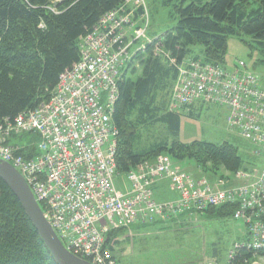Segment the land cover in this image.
<instances>
[{
  "label": "built area",
  "instance_id": "1",
  "mask_svg": "<svg viewBox=\"0 0 264 264\" xmlns=\"http://www.w3.org/2000/svg\"><path fill=\"white\" fill-rule=\"evenodd\" d=\"M146 26L143 0H127L103 15L81 38L78 62L59 75L49 99L12 122H0V161L22 175L63 247L89 264H118L108 241L111 232L230 205L235 206L231 219L245 228V236L233 244L226 264L239 251L252 256L264 252V165L254 183H246L244 175L241 185L223 190L175 171L163 155L117 173L116 79L130 62L132 47L145 38ZM174 86L169 111L187 113L206 104L225 108L229 129L264 152V81L243 62L220 67L185 60ZM25 137L28 144L10 143ZM119 176L127 183L122 191L114 183ZM158 180L170 183L175 202L154 199Z\"/></svg>",
  "mask_w": 264,
  "mask_h": 264
},
{
  "label": "trees",
  "instance_id": "2",
  "mask_svg": "<svg viewBox=\"0 0 264 264\" xmlns=\"http://www.w3.org/2000/svg\"><path fill=\"white\" fill-rule=\"evenodd\" d=\"M126 1L0 0V122H12L18 114L48 100L59 75L78 62L81 38L103 15ZM173 10L176 25L133 52L117 78L118 99L112 115L119 131L117 173L124 175L163 155L177 162L192 161L199 177H213L208 180L233 176L241 168L234 146L199 141L184 144L177 139L181 117L194 118L204 105H196L187 113L184 109L169 111L168 107L179 65L192 59L226 67L229 37L235 36L250 53L259 54L251 66L253 71L264 68V0H211L186 6L181 2ZM133 65L140 69L135 80L126 77L128 70L135 73ZM154 124L165 128V139L136 149L140 130L147 131ZM234 211L235 206L230 205L210 208L202 215L231 219ZM188 214L196 213L172 218ZM123 231L111 232L108 241L116 243L112 239ZM251 257L239 251L232 264ZM0 264H56L19 202L1 181Z\"/></svg>",
  "mask_w": 264,
  "mask_h": 264
},
{
  "label": "rangeland",
  "instance_id": "3",
  "mask_svg": "<svg viewBox=\"0 0 264 264\" xmlns=\"http://www.w3.org/2000/svg\"><path fill=\"white\" fill-rule=\"evenodd\" d=\"M209 1L211 0H143L147 12L145 38L132 47L131 53L143 46L148 40L158 38L176 25L177 16L173 10L174 5L182 2L186 6L190 2L203 4ZM137 15H140L139 11L136 13V19ZM135 23L140 25L138 21ZM195 50L198 51L199 47H196ZM258 57L257 52L250 53L238 38L229 37L224 58L228 67L236 61H241L248 71L261 77L264 81V68L258 67L255 71L251 68L254 60ZM132 69H135V73L128 70L126 77L135 80L140 75V69L137 65H133ZM175 89L176 86H173L172 93ZM226 116L225 108L206 104L197 109L194 118L181 117L177 137L178 141L184 144L193 141L214 145L228 143L237 149L241 168L233 176L224 175L223 179L212 181L208 180L213 179L211 176H207V179L206 177H199V172L194 163L183 161L185 162V165L181 166L183 171L191 174L196 180L204 178L215 190L235 188L241 185V178L244 175H246L244 180L246 183H254L264 164V152L230 130L226 125ZM138 134L136 149H142L166 137L165 128L159 124L148 127L147 131L142 132L141 129ZM26 140V137L14 139L10 143H28ZM14 154L16 155L17 152ZM170 161L172 168L177 166H175L176 163H180L172 159ZM114 183L117 189L118 184L127 185L121 176L117 177ZM151 225L154 223L132 225L123 231L119 243L120 246L127 248V259L130 260L126 261L129 264H170L173 261L180 264L181 260L196 261L201 264L208 262L220 264L227 257L233 244L239 241L237 231L245 230L241 224L232 219L208 218L199 214H188L177 218L160 231H155V227L152 228ZM112 240H115V237ZM115 256L117 261L120 260L118 255ZM240 264H264V254H256Z\"/></svg>",
  "mask_w": 264,
  "mask_h": 264
},
{
  "label": "water",
  "instance_id": "4",
  "mask_svg": "<svg viewBox=\"0 0 264 264\" xmlns=\"http://www.w3.org/2000/svg\"><path fill=\"white\" fill-rule=\"evenodd\" d=\"M0 181L5 184L19 202L44 247L56 264H89L72 256L60 243L34 200L32 193L18 172L0 161Z\"/></svg>",
  "mask_w": 264,
  "mask_h": 264
},
{
  "label": "crops",
  "instance_id": "5",
  "mask_svg": "<svg viewBox=\"0 0 264 264\" xmlns=\"http://www.w3.org/2000/svg\"><path fill=\"white\" fill-rule=\"evenodd\" d=\"M184 165H185V162H183V161L180 162V163H176L175 164L176 167H174L173 169L175 171H183V169L181 168V166H184ZM118 189L122 190L123 189V186H121V185L118 184ZM153 195H154V199L158 203H160V204L172 203V202H175L178 199V197H177L176 193L174 192L173 188L171 187L170 183L167 182V181H165V180H158L155 183V186L153 188ZM170 223H172V221L171 222H167V223H156L155 225H151L150 227H152V228L155 227V229H156L155 231H160V230L164 229L165 227H167ZM122 234L121 235H118L117 237H115V242L116 243H113L110 240L109 244L111 245V249H112L111 252H112V254L114 256L115 255H118L119 256L120 264H129L126 261V260H130V259H127V257H128V254L126 253V249L127 248H124V246H120V243H119V239L122 236ZM237 235H238V239H239L238 242H240L244 238V236H245V230L244 231H237ZM226 261H227V257L220 264H225ZM132 264H134V263H132ZM170 264H177V262L176 261H173V262H170ZM180 264H201V263H197L196 261H190V260L189 261L181 260L180 261ZM202 264H206V263H202Z\"/></svg>",
  "mask_w": 264,
  "mask_h": 264
},
{
  "label": "bare ground",
  "instance_id": "6",
  "mask_svg": "<svg viewBox=\"0 0 264 264\" xmlns=\"http://www.w3.org/2000/svg\"><path fill=\"white\" fill-rule=\"evenodd\" d=\"M99 22V21H98ZM98 22H97V24H98ZM97 24L93 27V28H95L96 26H97ZM92 28V29H93ZM133 54V53H132ZM185 60H187V59H185ZM184 60V61H185ZM116 88H117V79H116ZM26 111H28V110H26ZM25 112V111H24ZM18 116V115H17ZM26 144H28V143H26ZM30 152L31 153H33V150H30ZM14 153H16V152H14ZM15 155V154H14ZM17 155V154H16ZM15 155V156H16ZM115 165H116V163H115ZM14 168V167H13ZM17 172H18V174L22 177V175L19 173V171L16 169V168H14ZM117 170V169H116ZM23 178V177H22ZM24 180V179H23ZM25 182V181H24ZM36 202V201H35ZM37 203V205L39 206V208H40V210H41V212H42V214H43V212H44V206L41 204V203H39V202H36ZM173 220H177V218H175V219H171L169 222H171V221H173ZM155 225V224H154Z\"/></svg>",
  "mask_w": 264,
  "mask_h": 264
}]
</instances>
